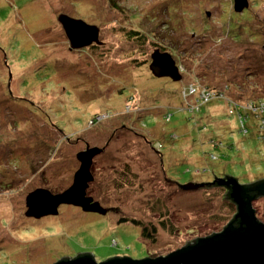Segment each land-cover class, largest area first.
Listing matches in <instances>:
<instances>
[{
	"label": "rangeland",
	"instance_id": "obj_1",
	"mask_svg": "<svg viewBox=\"0 0 264 264\" xmlns=\"http://www.w3.org/2000/svg\"><path fill=\"white\" fill-rule=\"evenodd\" d=\"M233 4L0 0V264H52L82 251L97 262L112 255L164 256L222 230L232 215L223 189H187L177 182L223 178L226 170L214 168L218 161L208 156L217 154L225 161L231 154L224 145L214 148L211 135L232 141L239 157H257L255 164L253 159L232 162V157L227 169L239 183L264 177V127L260 140L243 138L234 117L224 116L229 111L225 102L211 99L196 106L200 95H182L194 84L220 89L229 84L228 96L264 88V70L249 78L258 64L248 58L246 48L258 49L264 36L250 45L232 41V30L247 19L264 32V0H248L242 13L234 12ZM59 14L97 25L101 44L71 49ZM131 30L146 34L144 54ZM151 41L167 48L180 68V80L156 77L149 63L138 61L146 57L150 62L159 48ZM245 74L248 82L242 83ZM247 96L239 102L244 105ZM167 109L172 111L170 121L161 114ZM87 144L104 148L93 159L89 196L114 211L101 215L62 204L56 215L26 216L29 192L39 187L62 192L71 184L79 166L75 155ZM47 149L52 150L44 161L38 151ZM125 162L138 178L133 186L115 190L111 171ZM162 201L178 227L174 235L159 229L152 244L141 237L138 226L117 222L121 215L156 222L161 210L156 203ZM252 206L264 222V197Z\"/></svg>",
	"mask_w": 264,
	"mask_h": 264
},
{
	"label": "water",
	"instance_id": "obj_2",
	"mask_svg": "<svg viewBox=\"0 0 264 264\" xmlns=\"http://www.w3.org/2000/svg\"><path fill=\"white\" fill-rule=\"evenodd\" d=\"M233 1L234 11L237 13L248 8V0ZM58 21L71 49L101 44L97 25L67 14H59ZM150 59L149 68L156 77H169L173 81L182 78L180 68L170 53L156 49L151 53ZM103 150L104 148L86 145L84 150L78 151L75 157L79 161V166L73 174L71 184L58 193H53L44 187L29 192L25 199L27 206L25 215L36 218L46 214L56 215L62 204L78 206L85 212L101 215L114 211L103 208L98 201L87 194L89 183L93 181L91 171L93 159ZM217 178L219 179L216 183L228 188L229 198L236 205L233 218L219 232L197 237L193 243L181 246L164 256L147 255L135 259L126 255H112L97 262L92 253L82 251L70 258L60 259L69 257L62 256L52 264H264V223L257 219L256 211L252 206L255 199L264 197V177L248 185L239 183L233 177ZM202 183L204 182L188 181L181 184V187L189 189L210 186Z\"/></svg>",
	"mask_w": 264,
	"mask_h": 264
},
{
	"label": "trees",
	"instance_id": "obj_3",
	"mask_svg": "<svg viewBox=\"0 0 264 264\" xmlns=\"http://www.w3.org/2000/svg\"><path fill=\"white\" fill-rule=\"evenodd\" d=\"M244 21L245 22L243 24V27H241L238 30H232V31H234L233 35H232V41H234L235 43H244L245 42L248 44L249 43L256 44L257 41H259V39L262 36H264V32L262 30H257L260 28L254 20L247 19ZM129 33L131 35H133L131 38H132L133 42L136 45H138L139 52L141 54H144L145 53V44L147 43L146 34H143L142 32H138L137 30H131V31H129ZM150 43L152 45H156L157 47H159V48H155V49H160L163 52L167 49L163 45L154 44L155 43L154 41H151ZM263 44H264V42L262 44L261 43L258 44V46H257L258 49H255V48L250 47V46H246V48L249 49L248 51L250 52L249 54H247L248 58L249 59L252 58L254 60V63L258 64L256 66H252V68H251L252 74L249 76L250 79L255 78V75L257 73H259V69L264 70V66H263V68L259 67V64L261 62H263V65H264ZM138 61L144 65H145V63H150L149 59L146 57L142 58L141 60L139 59ZM248 67L249 68L251 67L250 64L248 65ZM253 68H255V70ZM247 77H248L247 74H245V77L244 76L242 77V81H243L242 83L248 82ZM231 82H233V81H231ZM191 89L194 90V93L196 95H201V92H204V93L209 95L208 99L205 101H204V99H200V100L197 99L196 106L202 105L204 102H207L211 99H217V100L225 102L226 105L229 106V111L224 112V116L234 117V119L237 122V129L241 133V136L243 138H248L250 135H253L255 137V139L260 140L261 137H263L260 129L264 127V88L258 89L256 87H252L251 89H254V91L250 90L251 92L248 93V94H250V96L248 94H247L248 95L247 96L244 91L234 93L233 96H230V95L228 96L225 93H226V91H230V89H231V88H229V84L223 85L222 89H220L218 86H216L214 84H207V83L202 84V85H195L194 84V85H189L186 88H184V90L182 91V95L183 96L187 95ZM244 96H247V97L245 99V104L243 105L239 101H242L245 98ZM232 98H234V99H232ZM12 99H14V98H12ZM161 114H162V117L164 118V120L170 121V119L172 117V111H168V109H167L166 111L162 112ZM169 136H172V134H170ZM210 141L214 145L213 146L214 148L219 147V145L220 146L224 145V147H225L224 151L231 154L230 159L225 160V161L224 160H222V161L218 160L219 155H217V154H215V155L209 154L208 158L211 159L210 161H212V162L218 161L217 163H215V165H217V166H215L214 168H218V169L222 168L223 171L226 170V172H224V174L222 175L223 178L227 179V178L233 177V178H236L237 181L239 182V179L237 177L231 175L227 169L228 163H231L232 157L235 155L232 162H238L241 164L250 163L251 159L256 160L257 157L253 154H245V155L240 154L241 156L239 157L237 154L238 152L237 151L234 152V150H235L234 143L230 140H227L226 138L223 140L219 136L211 135ZM223 141H225V144L223 143ZM42 144H43V142L40 141L39 145L42 146ZM50 150H52V149H47V150H45V152L42 150L38 151L40 154H42L41 157L43 158L44 161L50 155ZM247 157L248 158L250 157L249 158L250 160L247 159ZM255 160L251 164H255ZM47 167H48V165L45 168H47ZM137 178H138L137 173L134 170H132L131 165L128 162L123 163L120 167L113 168L111 171L112 184H113V188L115 190L116 189L120 190L123 188H129V187L133 186L135 184V181ZM215 178L216 179H213V181H211V182H204L202 184L203 185H210L212 187H218V188L223 189L222 190L223 198L225 200L224 204H227L228 207H230L231 211H232L231 217H229L225 222L227 224L228 222L231 221L234 214L236 213V205L229 198L228 188L225 185H218L216 183V180L219 178H217V177H215ZM255 180H258V179H253V181H255ZM253 181L252 180H250V181L246 180L244 182L240 181V183L248 185ZM199 185H201V184H199ZM177 186L180 187L182 185H180L177 182ZM67 187L68 186H66V188ZM91 189H92V187H89L87 189L88 195H89V191ZM51 192L58 193V191H53V190ZM164 203H165L164 201H162L161 203L160 202L156 203L157 205H160V208H161V210H159L157 213L156 222H154L152 220L144 222L143 219H137L134 217H129L127 215L119 216L117 219V222L118 223H130V224L138 226L140 228L141 237L144 240H146L147 242L152 243V244L156 243L157 242V234H158L159 229L165 230L170 235L176 234V231L178 230V227L175 225V223L172 219V216H171L170 212L168 211V209ZM162 205H163L164 210L162 209ZM216 217H219L218 219L220 221L225 220V217L218 216L217 214H216ZM257 219L259 221H261L258 217H257ZM261 222H263V221H261ZM213 233H215V232L209 233L207 235H211ZM196 239L197 238H195L191 242L185 243L182 246L193 243ZM63 258H70V257H62L60 259H63Z\"/></svg>",
	"mask_w": 264,
	"mask_h": 264
},
{
	"label": "built area",
	"instance_id": "obj_4",
	"mask_svg": "<svg viewBox=\"0 0 264 264\" xmlns=\"http://www.w3.org/2000/svg\"><path fill=\"white\" fill-rule=\"evenodd\" d=\"M190 92H194V90L191 89ZM208 97H209L208 94H206V93H204V92H201V95H200V98H201V99H204V101H205V100L208 99Z\"/></svg>",
	"mask_w": 264,
	"mask_h": 264
},
{
	"label": "flooded vegetation",
	"instance_id": "obj_5",
	"mask_svg": "<svg viewBox=\"0 0 264 264\" xmlns=\"http://www.w3.org/2000/svg\"><path fill=\"white\" fill-rule=\"evenodd\" d=\"M246 10H248V8H247V9H245L244 11H246ZM244 11H243V12H244ZM234 12H235V11H234ZM241 13H242V12H241Z\"/></svg>",
	"mask_w": 264,
	"mask_h": 264
}]
</instances>
